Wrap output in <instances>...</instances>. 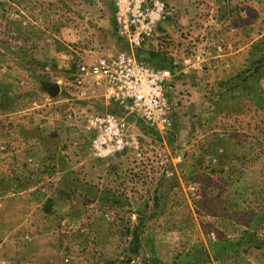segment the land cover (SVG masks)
I'll return each instance as SVG.
<instances>
[{
  "label": "rangeland",
  "instance_id": "1",
  "mask_svg": "<svg viewBox=\"0 0 264 264\" xmlns=\"http://www.w3.org/2000/svg\"><path fill=\"white\" fill-rule=\"evenodd\" d=\"M159 1L165 129L80 70L116 0H0V264H264V0Z\"/></svg>",
  "mask_w": 264,
  "mask_h": 264
},
{
  "label": "built area",
  "instance_id": "2",
  "mask_svg": "<svg viewBox=\"0 0 264 264\" xmlns=\"http://www.w3.org/2000/svg\"><path fill=\"white\" fill-rule=\"evenodd\" d=\"M168 11L159 0H116V18L120 32L126 37L130 53H121L108 60L82 65L81 72L93 75L106 85L107 96L128 103L150 125L165 129L169 125L165 93L170 84V72L138 61L134 48L151 34L156 23L163 21ZM99 82V81H98ZM105 137H98L96 146L109 151L123 148V139L115 120L108 116Z\"/></svg>",
  "mask_w": 264,
  "mask_h": 264
},
{
  "label": "water",
  "instance_id": "3",
  "mask_svg": "<svg viewBox=\"0 0 264 264\" xmlns=\"http://www.w3.org/2000/svg\"><path fill=\"white\" fill-rule=\"evenodd\" d=\"M55 89V88H54Z\"/></svg>",
  "mask_w": 264,
  "mask_h": 264
}]
</instances>
